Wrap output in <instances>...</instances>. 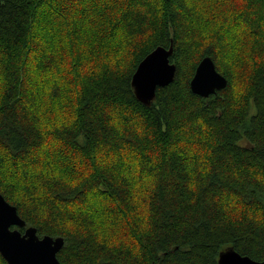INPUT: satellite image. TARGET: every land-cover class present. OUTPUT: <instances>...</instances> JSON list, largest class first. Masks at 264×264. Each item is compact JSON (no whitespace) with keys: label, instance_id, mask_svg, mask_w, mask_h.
<instances>
[{"label":"trees","instance_id":"1","mask_svg":"<svg viewBox=\"0 0 264 264\" xmlns=\"http://www.w3.org/2000/svg\"><path fill=\"white\" fill-rule=\"evenodd\" d=\"M192 1L116 0L111 42L149 38L151 47L136 58L90 53L64 34L61 62L29 53L46 41L55 0H0V194L25 228L64 240L60 264H217L227 248L264 264V0H238L245 71L229 60V17L222 31L215 17L201 23L215 3ZM170 45L173 82L144 106L131 77ZM205 57L227 85L201 98L189 84ZM64 70L65 94L52 81ZM53 142L85 159V172L29 169L25 190L3 178L9 162L34 166ZM96 207L113 210L121 229L102 228Z\"/></svg>","mask_w":264,"mask_h":264},{"label":"rangeland","instance_id":"2","mask_svg":"<svg viewBox=\"0 0 264 264\" xmlns=\"http://www.w3.org/2000/svg\"><path fill=\"white\" fill-rule=\"evenodd\" d=\"M193 1L197 2V0ZM193 1L191 3H193ZM204 1L213 2L215 4L205 5L201 8L202 10L199 14L201 23H204L209 18L212 19L215 17L219 20L220 25V23L223 24L224 22L222 21L223 17H229V23H231V28L233 30L232 35L226 37L230 50L229 60L233 66L236 68L240 67L238 69L245 71L249 64V47L245 45L246 42L241 38L243 37L240 33L241 29H239L238 26H235V17L238 14L239 1ZM115 3L116 0H55L53 8L43 17V28L46 41L44 44H42L43 42H40V47L37 43L30 46V55H36V52L41 53L43 50H47L58 56L62 62V40L64 41L63 36L65 34L68 36V42L71 43L74 40L75 47L80 45V47H83L84 50L89 51L90 53L101 51L109 54L115 49V51L117 50L118 55H130L135 58L138 57L141 52L148 50L153 42L149 38L138 41L121 40L118 38L119 40L116 43L111 42L108 30L117 15V6H115ZM73 27L75 28V34L78 37V41L76 36L73 38ZM222 28L223 27H221V25L217 27L220 31H222ZM235 29L237 32H235ZM116 45L118 46L115 48ZM98 48L101 50H98ZM89 56L90 59L93 60L96 58L93 55ZM124 61L127 62L125 57ZM61 73V75H55L56 77L54 76L52 81H55V83L57 82L60 89L63 91V94L70 93L67 86L68 80L64 76L65 70ZM240 75L241 73L239 72L238 77H236V86L243 83L244 79ZM65 98L69 99V96H65ZM67 102L68 100H64V105H66ZM34 160V166L31 161V166L29 164L27 169H24L22 165L19 167L9 162L4 167L3 178L5 180L8 179L10 183L13 182V184L17 185L16 190H20V188H24L25 190V185L29 183V179L26 176L29 169L46 170L48 168L54 169L55 171L58 170L61 174H66L68 172L70 175H78L85 172L87 164L85 159L72 154L69 150L64 149L63 146L55 143L44 149L43 156L40 158V161H37V159ZM125 163L126 170L127 167L131 168L129 165L127 166V163H130L129 160ZM21 174H25V176L23 177ZM130 174L136 177L133 167L130 169ZM95 204L92 206L95 207ZM105 211L106 209H99L96 207L93 212L95 218L97 219L96 222L104 229H106V227H108L111 223L114 224L109 228L121 229V219L118 216H115L116 214L113 210L108 215L105 214ZM93 213L91 212V214ZM117 233L123 234V231L119 230Z\"/></svg>","mask_w":264,"mask_h":264},{"label":"water","instance_id":"3","mask_svg":"<svg viewBox=\"0 0 264 264\" xmlns=\"http://www.w3.org/2000/svg\"><path fill=\"white\" fill-rule=\"evenodd\" d=\"M172 53L171 45L168 49H154L133 73L131 88L136 100L144 106L151 105L158 88H165L173 82L176 68L169 61ZM146 68L154 69L151 75H145ZM189 85L192 94L208 98L223 90L227 81L216 71L212 60L205 57L196 67ZM25 226V222L17 215L16 208L9 205L0 194V255L6 264H60L57 254L63 248L64 240L50 236L39 238L34 228ZM12 228L25 229L21 233ZM217 264L258 263L240 256L233 248H227L219 253Z\"/></svg>","mask_w":264,"mask_h":264},{"label":"snow or ice","instance_id":"4","mask_svg":"<svg viewBox=\"0 0 264 264\" xmlns=\"http://www.w3.org/2000/svg\"><path fill=\"white\" fill-rule=\"evenodd\" d=\"M154 71V69H152V68H146V69H144V72H145V75L147 76V75H151V73Z\"/></svg>","mask_w":264,"mask_h":264}]
</instances>
